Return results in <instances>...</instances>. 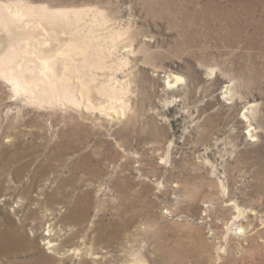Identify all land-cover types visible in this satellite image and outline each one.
Returning a JSON list of instances; mask_svg holds the SVG:
<instances>
[{"label":"rangeland","instance_id":"obj_1","mask_svg":"<svg viewBox=\"0 0 264 264\" xmlns=\"http://www.w3.org/2000/svg\"><path fill=\"white\" fill-rule=\"evenodd\" d=\"M7 4L57 75L54 102L0 78L31 200L0 264H264V0Z\"/></svg>","mask_w":264,"mask_h":264},{"label":"bare ground","instance_id":"obj_2","mask_svg":"<svg viewBox=\"0 0 264 264\" xmlns=\"http://www.w3.org/2000/svg\"><path fill=\"white\" fill-rule=\"evenodd\" d=\"M25 12L44 17V15L35 12L31 8L23 6L12 8L8 4L4 7L0 5V33L3 34L0 35V78L4 79L11 86L15 98L34 100V102H52L55 97L50 89H55L54 80L52 79L56 78L57 73L54 70L55 66L51 64L48 58L47 51L49 50L43 47V42L34 38L36 36L34 34L35 30L39 28L46 30V28H44L41 22L23 25V28L17 25V23L23 20ZM60 14L65 16L64 13ZM3 39L5 40V44L1 41ZM19 157V153H13L8 157L3 156L2 164H7L8 162L6 161L9 159L15 162ZM22 169L23 166L19 165L15 169V175L12 174L13 178L15 177L20 180ZM11 182L12 177L9 179L10 184ZM24 189L29 191V185L24 184L20 190ZM15 192V187L7 185L5 180L0 179V213L5 215L4 218L0 217V255L15 245V237H22L18 228H15L13 215L19 214V208L24 207L28 209L31 205V200L25 198L23 192Z\"/></svg>","mask_w":264,"mask_h":264}]
</instances>
